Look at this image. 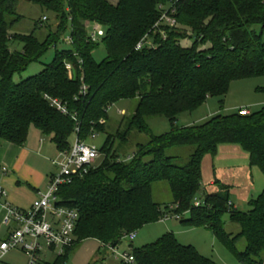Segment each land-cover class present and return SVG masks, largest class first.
<instances>
[{
    "label": "trees",
    "instance_id": "obj_1",
    "mask_svg": "<svg viewBox=\"0 0 264 264\" xmlns=\"http://www.w3.org/2000/svg\"><path fill=\"white\" fill-rule=\"evenodd\" d=\"M31 1L54 16L55 27L43 41L33 35H11L19 19L18 0H0V145L21 147L34 128L49 137L58 152L65 151L76 129L77 138L87 142L105 132L110 106L136 101L123 130L118 129L115 138L108 136L99 150L101 163L59 189L60 203L79 214L74 246L51 263L37 264H66L76 244L89 239L103 249L117 247L123 235L155 224L168 213L179 219L187 215L181 220L184 228L210 231L240 264H264V186L247 212L232 207L225 186L222 193H205L203 203L193 205L201 188L202 159L214 157L218 146L240 147L264 179V106L245 115L239 110L212 116L198 126L176 127L182 114L192 113L208 99L226 96L232 82L264 77L262 33L253 31L255 26L264 28V0ZM173 2L170 15L175 25L155 28L159 6ZM94 27L104 32L100 44L105 58L100 63L92 56L98 46L89 38ZM66 33L70 48L58 51ZM142 39L152 46L144 43L136 51ZM187 39L193 41L189 47L182 45ZM15 43L21 45L20 51L11 48ZM51 48L54 57L49 65L13 82L14 75L25 72ZM66 64L72 68L71 78ZM259 92L264 97V88ZM44 96L59 100L67 114L51 108ZM156 117L168 120V133L151 134L147 120ZM134 133L149 141L122 160L118 151ZM183 147L192 148L185 165L167 156ZM158 183L167 185L168 206L154 201L153 187ZM226 214L239 228L236 236L224 229ZM239 241L244 242L243 251L236 248ZM130 247L136 264H216L192 246L179 244L172 234L142 248Z\"/></svg>",
    "mask_w": 264,
    "mask_h": 264
},
{
    "label": "rangeland",
    "instance_id": "obj_2",
    "mask_svg": "<svg viewBox=\"0 0 264 264\" xmlns=\"http://www.w3.org/2000/svg\"><path fill=\"white\" fill-rule=\"evenodd\" d=\"M16 16L19 19L13 24L12 31L10 32L11 35H33L38 40L43 41L49 29H54L55 27L54 16L45 12L32 1L18 0ZM43 17L46 18V21H42ZM253 31L256 34L262 33V41L264 43V28L255 26L253 27ZM67 37L68 33L64 35L61 42L57 45L58 51L70 48V45L66 42ZM192 43V40L187 39L182 42V45L189 47ZM11 48L20 51L21 45L15 43L12 44ZM92 56L97 63H100L105 58V50L100 42H98V46L93 51ZM53 57L54 49L51 48L38 62L30 64L25 72L14 75L13 82L17 83L20 79L38 74L44 66L52 62ZM262 88H264V77L234 81L230 84L226 96L208 99L192 113L182 114L176 122V127L198 126L212 116L234 114L239 110H246L250 113L256 112L264 106L263 94L259 92ZM135 107L136 101L134 100L120 101L110 106L107 110L108 120L105 132L89 138L87 144L100 150L108 136L115 138L118 129L119 131L123 130L126 119L133 114ZM119 112L124 113V115H121ZM147 125L153 136L164 135L171 129L168 120L164 117L148 119ZM72 140L73 136L69 142H72ZM148 141V136L134 133L128 142L121 146L122 148L118 151V155L124 160L134 154L138 145H144ZM118 144L119 141L116 139L114 149L117 148ZM191 153L192 148L183 147L168 151L167 156L176 157L179 159L180 165H185ZM102 159L100 156L93 166H98ZM201 175V188L193 200L194 206H199L203 203L205 193H222V188L225 186L231 205L235 206L240 212H247L250 209L249 203L260 195L264 186V179L259 169L250 165L248 154L236 145L218 146L214 157L209 155L204 156L201 163ZM210 183L215 184L212 186ZM153 198L162 207L171 204L170 194L165 183L154 185ZM187 218V215L182 216L181 219H176L173 215H169V218L165 221L160 220L155 224L143 227L140 231L136 232L132 247L142 248L156 242L165 234H172L179 244L192 246L201 256L212 260L216 264H240L234 255L222 246L207 229L182 227L181 220ZM222 222L226 233L232 236L238 234L239 228L229 222L227 214L222 217ZM78 245L76 244L75 248ZM236 248L239 251H243L244 242L239 241ZM117 250L121 254L124 252L129 253L131 252L130 244L123 241L119 244ZM102 256L104 257L103 253L101 254V260ZM55 258V253L47 250H44L40 254V261L42 262L51 263ZM99 263L94 261L93 264ZM0 264H28V259L19 251L14 250L9 252L0 261Z\"/></svg>",
    "mask_w": 264,
    "mask_h": 264
},
{
    "label": "built area",
    "instance_id": "obj_3",
    "mask_svg": "<svg viewBox=\"0 0 264 264\" xmlns=\"http://www.w3.org/2000/svg\"><path fill=\"white\" fill-rule=\"evenodd\" d=\"M177 1L179 0L175 2ZM173 5L174 2L168 7L159 6L161 15L154 26L155 28H159L162 25L170 27L175 25V20L171 17L174 12L172 10ZM42 21H46V18L43 17ZM103 35L104 32L100 27H94L89 33V38L92 42L98 43ZM66 42L70 44L69 36L66 38ZM144 43L149 47L152 46L142 39L136 45L135 50H141ZM65 69L71 78V66L66 64ZM81 92L85 93L84 87ZM44 99L57 112L63 115L67 114L65 105L59 100L48 96H44ZM119 113L124 115L122 112ZM240 113L245 115L248 112L241 110ZM77 132L78 129L75 130L68 150L58 152L57 157L52 161L55 172L50 176L46 189L28 210H19L10 206L5 199V191L0 188V221L3 226L11 228L7 238L0 241V261L9 252L17 250L27 257L28 264H37L40 261L39 256L44 250L61 256L66 249L74 246V231L79 214L76 209L62 205L57 194L61 187L68 186L75 179L85 176L89 170L94 168L95 161L101 156L99 149L79 140L76 135ZM168 218L169 215H165L161 220L165 221ZM174 218L179 219L177 216H174ZM135 236L136 233L123 235L120 242L126 241L132 244ZM117 248L108 247V251L117 262L120 264H136L131 252L121 254Z\"/></svg>",
    "mask_w": 264,
    "mask_h": 264
},
{
    "label": "crops",
    "instance_id": "obj_4",
    "mask_svg": "<svg viewBox=\"0 0 264 264\" xmlns=\"http://www.w3.org/2000/svg\"><path fill=\"white\" fill-rule=\"evenodd\" d=\"M57 155L58 151L50 138L34 128L29 130L23 146L9 143L0 145V188L5 191V199L10 206L19 210L31 207L54 174L52 161ZM214 184L210 183L212 186ZM10 230L0 221V241L7 238ZM102 253L104 257L101 260ZM94 261L99 264H120L106 248L103 249L99 242L92 239L81 242L70 254L66 264H93Z\"/></svg>",
    "mask_w": 264,
    "mask_h": 264
},
{
    "label": "water",
    "instance_id": "obj_5",
    "mask_svg": "<svg viewBox=\"0 0 264 264\" xmlns=\"http://www.w3.org/2000/svg\"><path fill=\"white\" fill-rule=\"evenodd\" d=\"M26 1H31V0H26Z\"/></svg>",
    "mask_w": 264,
    "mask_h": 264
}]
</instances>
